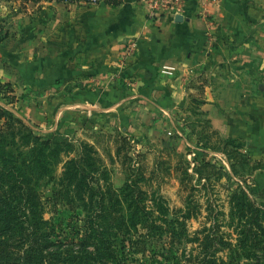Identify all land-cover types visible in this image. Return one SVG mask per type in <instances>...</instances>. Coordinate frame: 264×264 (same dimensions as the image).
<instances>
[{
  "label": "rangeland",
  "instance_id": "374dc122",
  "mask_svg": "<svg viewBox=\"0 0 264 264\" xmlns=\"http://www.w3.org/2000/svg\"><path fill=\"white\" fill-rule=\"evenodd\" d=\"M103 2L105 0H0V73L6 71L5 75L10 77L0 75V107L6 115L31 128L33 134L66 137L74 147L82 140L92 144L113 188L120 189L129 177L146 191L145 211L154 225L139 227L127 234L126 241H118L121 260L117 264L246 263L248 260L241 258V252L255 249L258 254L262 253L264 228L256 226L259 222L255 219L231 211V195L244 187L255 200V208L261 216L264 212V157H253L243 137L225 136L214 126L222 125V109L201 108L202 115L192 112L191 96L202 99L196 81L188 83L194 88L193 92L188 94L185 104L173 112V126L160 122L159 127L147 125L130 130L107 120L103 126L97 122L99 117L92 116L88 127L82 122L83 118H79L77 113L85 106L76 102L89 101L94 97L92 92L101 91L109 73L105 72L103 79L96 78L98 66L96 60L89 57L95 51L97 34L103 31L99 25L110 16L109 11L103 10ZM53 61L54 68L51 67ZM120 82L137 87L135 81ZM258 85L264 88V81ZM32 112L40 115L37 120H32ZM214 114L219 118L217 124L211 122ZM202 118H208L221 137L243 141L241 151L249 156L250 163L259 161L261 167L245 175L238 168L239 173L230 171L225 156L204 145L214 139H201L192 132L200 129L198 119ZM14 133L16 144L22 147L25 140L20 137L24 132L15 129ZM71 151L68 157L74 155ZM68 157L61 155V159ZM29 159L30 146H26L20 156V160H24L22 165L26 166ZM203 161L211 163L213 168H208L204 174L207 176L199 180L192 168ZM139 163L141 169L136 171ZM177 164L189 165L192 187L185 188L179 182ZM62 165L61 162L54 167V177L60 175ZM26 171L39 193L43 217L55 224V239H63L64 247L76 251L75 240L85 218V212L79 208L81 202L76 200L71 206L65 198H55L53 180L32 167L27 166ZM245 213L249 215V210ZM109 215L111 221L117 217L115 211ZM261 223L264 227V221ZM249 226L254 227L248 230L250 237L239 241L242 229ZM65 258L68 264H76L79 259ZM84 263L85 258H82L80 264Z\"/></svg>",
  "mask_w": 264,
  "mask_h": 264
},
{
  "label": "crops",
  "instance_id": "0c3cea01",
  "mask_svg": "<svg viewBox=\"0 0 264 264\" xmlns=\"http://www.w3.org/2000/svg\"><path fill=\"white\" fill-rule=\"evenodd\" d=\"M116 3L101 4L110 16L99 25L89 57L96 60V78L109 73L101 91L76 102L87 106L77 113L82 122L89 127L96 116L103 126L107 120L130 130L173 126V112L196 81L200 109L224 111L222 125L214 126L243 137L253 157H264V88L258 85L264 81V0H185L177 14L156 21L146 17L143 0ZM39 116L31 113L32 120ZM217 119L214 114L211 122Z\"/></svg>",
  "mask_w": 264,
  "mask_h": 264
},
{
  "label": "trees",
  "instance_id": "16d2710c",
  "mask_svg": "<svg viewBox=\"0 0 264 264\" xmlns=\"http://www.w3.org/2000/svg\"><path fill=\"white\" fill-rule=\"evenodd\" d=\"M105 2L114 4L117 0ZM190 100L192 112L204 114L200 109L203 100L195 96H191ZM0 120V264H68L65 257L69 256L79 258L76 264H80L82 258H85L84 264H117L121 260L118 241H126L127 234L139 227L154 225L145 211L146 191L129 177L120 189L113 188L98 151L92 144L82 140L78 147H74L66 137L33 134L31 128L19 119L6 115L1 107ZM198 122L200 129H193L192 132L201 139H214L204 145L222 153L230 171L239 173L238 168L245 175L261 167L259 161L250 163L249 156L241 151L243 141L221 137L208 118L198 119ZM15 129L24 132L20 137L25 140L22 147L14 139ZM26 146H30V159L24 166L20 156ZM71 150L74 155L68 157ZM61 155L68 158L61 159ZM61 162L63 170L58 177H54L53 169ZM179 164L176 165L179 182L185 188L192 187L193 174L188 172L189 165ZM27 166L54 181L55 198L63 197L71 206L76 200L81 202L79 208L85 212V218H82V226L75 240L76 251L72 249L71 252V247H64L63 239H55V224L43 217L40 196L32 183V176L26 171ZM208 168H213V165L203 161L195 164L192 171L200 180L207 176L204 174ZM140 169L139 163L136 171ZM255 207V200L249 197L244 187L232 193L231 211L255 219L259 222L256 226L263 229L261 222L264 221V212L259 216ZM245 210H249V215ZM111 211L117 213L113 221L110 220ZM252 228L242 229L239 241L250 237L248 230ZM109 235L110 239L107 238ZM241 253V258L248 260L243 264H264V247L261 254L255 249Z\"/></svg>",
  "mask_w": 264,
  "mask_h": 264
},
{
  "label": "built area",
  "instance_id": "2783aa9c",
  "mask_svg": "<svg viewBox=\"0 0 264 264\" xmlns=\"http://www.w3.org/2000/svg\"><path fill=\"white\" fill-rule=\"evenodd\" d=\"M146 8V17L151 21L161 19L163 16L177 14L185 0H143Z\"/></svg>",
  "mask_w": 264,
  "mask_h": 264
},
{
  "label": "water",
  "instance_id": "95a60500",
  "mask_svg": "<svg viewBox=\"0 0 264 264\" xmlns=\"http://www.w3.org/2000/svg\"><path fill=\"white\" fill-rule=\"evenodd\" d=\"M175 17H176V19H179L180 18V16H178V15H176Z\"/></svg>",
  "mask_w": 264,
  "mask_h": 264
}]
</instances>
